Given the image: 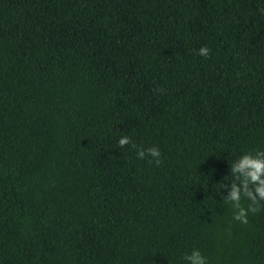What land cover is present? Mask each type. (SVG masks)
Here are the masks:
<instances>
[{
	"label": "trees",
	"instance_id": "1",
	"mask_svg": "<svg viewBox=\"0 0 264 264\" xmlns=\"http://www.w3.org/2000/svg\"><path fill=\"white\" fill-rule=\"evenodd\" d=\"M256 151L264 0H0V264H264Z\"/></svg>",
	"mask_w": 264,
	"mask_h": 264
},
{
	"label": "clouds",
	"instance_id": "2",
	"mask_svg": "<svg viewBox=\"0 0 264 264\" xmlns=\"http://www.w3.org/2000/svg\"><path fill=\"white\" fill-rule=\"evenodd\" d=\"M198 54L207 58L210 49L201 47ZM130 143L131 140L127 135L118 140L120 147ZM146 156L151 157L148 163H155L157 166L161 164V152L155 146L147 150L139 149L137 151L138 159H145ZM229 175L232 177L231 181L220 183V190L222 189L227 193L221 198L224 203L232 206L233 219L242 224H247L249 213L259 212L262 203H264V151L242 154L231 164ZM242 200L248 201L246 207L242 204ZM183 259L186 264H207L206 257L198 249L186 254Z\"/></svg>",
	"mask_w": 264,
	"mask_h": 264
}]
</instances>
